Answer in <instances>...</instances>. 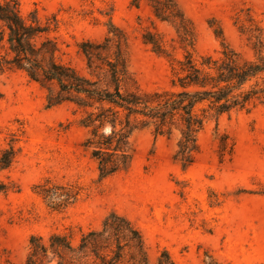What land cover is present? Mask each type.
Masks as SVG:
<instances>
[{"label": "rangeland", "instance_id": "obj_1", "mask_svg": "<svg viewBox=\"0 0 264 264\" xmlns=\"http://www.w3.org/2000/svg\"><path fill=\"white\" fill-rule=\"evenodd\" d=\"M20 0L24 18L38 16L58 27L61 59L87 75L80 46L100 43L111 24L127 38L130 77L143 90L169 88L167 57L143 40L146 31L162 37L175 58L183 56L176 28L157 19L148 0ZM195 34L198 55L218 56L222 40L246 58H254L250 30L262 31L264 0H175ZM47 93L21 71L0 72V147L12 135L20 148L13 167L0 180L17 192L0 195V264H26L30 237L54 232L100 229L111 212L129 219L144 235L150 262L167 251L175 264H264V104L208 120L198 135L200 151L189 168L174 159L179 132L155 136L141 129L131 136L129 171L101 179L90 150L89 130L77 123L74 107L48 108ZM72 184L81 196L65 212L51 209L35 192L45 179Z\"/></svg>", "mask_w": 264, "mask_h": 264}, {"label": "trees", "instance_id": "obj_2", "mask_svg": "<svg viewBox=\"0 0 264 264\" xmlns=\"http://www.w3.org/2000/svg\"><path fill=\"white\" fill-rule=\"evenodd\" d=\"M142 0H133L139 7ZM154 16L170 22L184 49L181 58L169 52L162 37L146 31L143 40L156 54L169 58V88L147 91L130 77L127 38L111 24L100 43L80 46L88 73H80L61 59V44L52 34L58 27L41 22L37 15L24 18L20 0H0V72L21 71L30 81L45 89L48 108L61 104L74 107L77 123L89 130L83 144L96 162L99 177L106 179L127 172L132 165L131 136L152 128L155 136L168 138L179 132L174 159L189 168L200 151L198 135L208 120L222 115L252 112L264 104V55L262 31L250 30L249 40L257 50L246 58L222 40L218 56L198 55L195 34L175 0H148ZM12 135L0 147V175L16 162L20 148ZM47 205L60 213L76 203L81 190L72 184L45 179L34 187ZM13 181L0 180V195L17 192ZM72 233L54 232L44 238L30 237L26 264H152L144 235L127 217L111 212L100 229L83 233L77 243ZM163 251L156 264H175ZM206 264H218L209 257Z\"/></svg>", "mask_w": 264, "mask_h": 264}]
</instances>
